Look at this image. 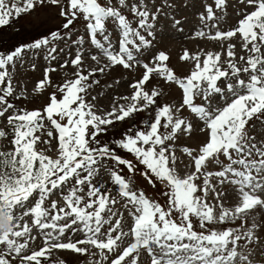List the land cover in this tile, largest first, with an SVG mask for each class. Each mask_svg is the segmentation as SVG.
<instances>
[{
    "label": "snow or ice",
    "instance_id": "snow-or-ice-1",
    "mask_svg": "<svg viewBox=\"0 0 264 264\" xmlns=\"http://www.w3.org/2000/svg\"><path fill=\"white\" fill-rule=\"evenodd\" d=\"M236 4L225 27L230 0H201L190 38L218 49L181 76L156 39L183 32L174 0H0V28L60 20L0 49V264H264V0Z\"/></svg>",
    "mask_w": 264,
    "mask_h": 264
},
{
    "label": "rangeland",
    "instance_id": "rangeland-1",
    "mask_svg": "<svg viewBox=\"0 0 264 264\" xmlns=\"http://www.w3.org/2000/svg\"><path fill=\"white\" fill-rule=\"evenodd\" d=\"M230 2L231 7L224 13V18L226 20L225 27L234 24L238 16L236 0H230ZM174 4V14L182 21L181 27L183 28V32L178 31L168 20H162L160 26L163 31L158 33L156 39L159 41V47L168 52L170 56V66L174 68L178 75L183 76L188 72L190 67V65L180 60L185 49H188L190 52L213 50L218 49V45L208 40L190 38L193 30L199 26L197 12L201 10V0H191V3H189V0H174ZM59 23L60 20L56 16L55 10L39 9L33 14L23 16L11 26L0 28V49H9L21 42H28L33 37L39 36L41 33H46L49 29H54ZM108 28L111 31L112 25L109 24ZM237 48L239 50V42H237ZM44 64H46V62L41 59L35 70H31L27 66L18 68L17 77L21 86H26L28 89L33 88L34 84L42 78L41 66ZM121 75L123 80L129 79V74L127 72H123L122 74L119 71L112 73V76L116 78H121ZM54 76L56 80H59L63 76V72L58 70ZM101 79L103 81L104 78ZM111 82V79H109L108 83ZM101 87L104 91H107L103 83ZM120 91L124 92L125 89L121 88ZM173 95L178 96L179 92L173 90ZM42 102V98H37L34 100V103H29L26 107L31 109ZM104 103L106 104L107 100H105ZM141 116H143V114H141ZM124 130L123 126L118 125L116 128L110 130L106 138L111 141ZM257 131H260V129H257ZM133 183L136 187L143 189L147 195L155 197L163 202V198L159 196V192L151 188L139 174L134 177ZM59 258L66 260L67 264H83V261L75 256L61 254Z\"/></svg>",
    "mask_w": 264,
    "mask_h": 264
}]
</instances>
